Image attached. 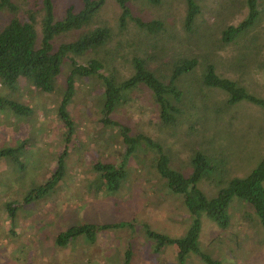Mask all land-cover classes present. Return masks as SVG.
Segmentation results:
<instances>
[{"label": "rangeland", "instance_id": "rangeland-1", "mask_svg": "<svg viewBox=\"0 0 264 264\" xmlns=\"http://www.w3.org/2000/svg\"><path fill=\"white\" fill-rule=\"evenodd\" d=\"M13 1L22 18L42 2ZM198 1L201 12L192 33L184 25L186 0H162L157 7L144 0H132L130 5L134 14L146 19L164 15L168 33L176 38L172 37L171 43L159 40L162 56L150 62L152 69L163 70L166 81L177 53L197 59L196 66L176 82L182 91L184 110L178 126L170 129L163 124L153 92L145 84L134 89L129 101L113 112L117 124H105L101 112L104 85L97 76L77 79L70 104L76 133L68 143L66 173L42 197L25 201L56 171L58 155L66 144L58 108L70 72L69 58L63 60L54 92H43L24 78L16 91L0 85V91L11 92L33 110L24 117L0 110V148L24 142V167L10 158L0 160V264H178L176 246L165 244L161 251H155L157 240L150 231L185 237L194 217L183 196L173 193L155 170L158 147L143 140L134 153L126 155L128 145L121 125L129 127L132 135L144 133L160 142L171 155L170 166L185 174L192 172L191 159L197 153L206 155L211 168L203 173L197 187L209 199L227 187L230 180L244 178L258 166L264 157V105L247 99L229 104L226 91L201 85V80L206 65L211 63L219 76L238 81L250 94L264 99V0H258L259 13L253 24L229 43L222 41V32L248 16L246 0ZM54 2L57 19L63 18L67 6L73 4L71 0ZM120 13L115 0H106L89 25L61 33L55 38V46L76 39L84 30L106 24L113 31V39L100 56L105 58L107 50L114 59L107 61L102 72L114 71L118 79L131 76L133 56L147 57L145 48L137 43L145 39V32L130 20L122 28ZM9 16L7 11H0V21ZM41 17L42 13L38 15ZM38 30L41 35L40 24ZM95 56L90 52L76 59L86 64ZM193 119L198 125L191 131ZM99 160L125 163L127 176L118 189H97L98 173L93 165ZM7 203L18 205L14 217L7 211ZM230 215L232 223L224 230L205 211L200 212L201 249L222 258L224 264H264V228L253 207L234 198ZM85 222L112 226L99 231L93 242L82 237L65 247L56 244L60 231ZM128 248L131 257L126 263ZM187 262L204 264L193 253Z\"/></svg>", "mask_w": 264, "mask_h": 264}, {"label": "trees", "instance_id": "trees-1", "mask_svg": "<svg viewBox=\"0 0 264 264\" xmlns=\"http://www.w3.org/2000/svg\"><path fill=\"white\" fill-rule=\"evenodd\" d=\"M144 1L151 3L154 7L162 2V0ZM71 2L73 4L67 6L64 17L57 19L54 0H42L39 8L28 10L24 18L18 14L19 6L13 0H0V11H7L10 14L8 19L5 17V20L0 21V85L16 91L20 80L24 78L43 92H54L58 88V80L62 75L63 60L68 57L70 61V72L66 76L65 87H63V95L58 108L59 118L65 127L64 141L66 144L63 151L58 155L56 171L45 184L38 186L37 190L33 189L26 196L25 201L47 194L61 182V178L66 173V157L70 146L68 143L72 142L76 133V124L70 110V104L76 94L77 79L97 76L104 85L101 112L105 124H117L118 121L112 117L113 112L120 105L129 101V95L134 89L145 84L153 92L154 101L159 107V116L163 124L172 129L178 126L184 113L181 107L182 91L176 82L182 74L192 70L197 64L195 57H187L183 53H177L175 58L174 56L172 58L174 62L170 65V74L166 81L162 69L150 67L153 58L162 56L158 44L159 40L166 39L169 43L176 40L167 31L165 16L146 19L133 13L130 6L132 0H115L121 9L119 18L121 27L125 28L130 20L145 32V39L137 43L141 49L145 48L147 57L133 56L134 72L129 77L118 79L114 71L104 74L102 70L106 67L107 61L114 59V56L107 50L105 58L100 56L104 47H107L113 39V31L110 26L99 24L84 30L76 39L55 46V38L61 33L73 29L79 30L89 25L99 15L97 13L105 5L106 0H78V4L72 0ZM186 3L184 25L188 32L192 33L194 32L193 25L201 12V5L198 0H186ZM246 5L249 8L248 16L238 25H229L223 30L222 41L224 43L233 41L241 33L247 31L258 16V0H246ZM40 13H42L41 19L38 18ZM159 14L160 12L157 13V15ZM38 24L41 25V35H38ZM148 38L154 41L150 42ZM150 51L151 53L148 55ZM90 52H94L96 56L90 58L86 64H82L76 59V57H81ZM205 70L201 85L217 87L226 91L229 104L247 99L264 105V99L250 94L238 81L219 76L215 72L213 64L208 63ZM0 110H10L20 117L28 116L33 111L30 106L14 98L11 92L5 93L3 91H0ZM118 125L121 124L118 123ZM197 125L198 122L193 119L189 129L191 131L196 130ZM121 126L123 127L121 133L124 143L128 145L126 155L134 153L143 140L152 147H158L155 170L165 180L173 193H179L183 196L189 212L194 217L193 224L185 237L175 238L157 230H151L150 235L157 240L155 251H161L165 244H174L177 248L178 264H188V255L191 253L197 255L204 264H224L220 258L202 250L199 246L198 238L201 232L199 216L203 210L220 228L228 229L232 223L230 206L234 198H239L250 204L264 228V157L248 176L233 178L227 187H223L218 192L217 196L209 199L197 187L203 173L211 168L206 155L197 153L191 159L192 172L185 174L183 171L177 168L173 169L170 166L171 155L160 142L144 133L132 135L129 127ZM23 153L24 142L19 141L18 146L16 144L0 148V160L10 158L13 163L19 164V167H24L21 158ZM124 165L125 163L112 161H96L93 168L98 173L97 189L106 187L110 190L118 189L127 176ZM6 205L7 211L14 217L18 205L12 203ZM111 226L109 223L85 222L75 224L60 231L55 241L60 247H65L70 242L82 237L93 242L96 240L99 231ZM125 256L127 263L131 257L129 248L126 250Z\"/></svg>", "mask_w": 264, "mask_h": 264}, {"label": "crops", "instance_id": "crops-1", "mask_svg": "<svg viewBox=\"0 0 264 264\" xmlns=\"http://www.w3.org/2000/svg\"><path fill=\"white\" fill-rule=\"evenodd\" d=\"M221 260H222V258H220ZM223 261V263H224V260H222Z\"/></svg>", "mask_w": 264, "mask_h": 264}]
</instances>
